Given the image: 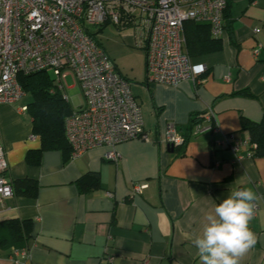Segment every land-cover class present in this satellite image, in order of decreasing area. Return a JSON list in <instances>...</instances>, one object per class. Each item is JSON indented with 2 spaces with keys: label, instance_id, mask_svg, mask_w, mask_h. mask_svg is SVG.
<instances>
[{
  "label": "crops",
  "instance_id": "obj_1",
  "mask_svg": "<svg viewBox=\"0 0 264 264\" xmlns=\"http://www.w3.org/2000/svg\"><path fill=\"white\" fill-rule=\"evenodd\" d=\"M225 11L222 47L191 57L206 68L196 79L178 86L149 83L146 51L135 79L114 62L117 71L132 82L149 136V140L117 145V162L106 158L110 147L103 146L76 157L60 149L45 150L39 165L30 164L28 152L41 147L28 111L31 95L0 104L6 180L13 187L17 179L37 183L34 195L14 187V194L0 201V222H32L27 246L17 248L27 250L18 256L19 264H200L192 240L215 205L231 189L242 187L257 193L258 209L249 225L257 242L241 264H264V156L248 155V145L242 146L241 158L230 147L213 145L230 133L249 138L241 129V116L253 121L262 118L264 0H227ZM123 35L127 48L138 47L134 31ZM69 77L74 83L67 86L75 88L78 82L73 74L67 82ZM84 103L83 93L82 99L76 94L71 106L74 110ZM210 111L213 129L192 132L182 146L169 149L167 125L174 123L181 133H189L192 118ZM202 122L207 124L205 119ZM91 174H98L99 186L82 189L79 182L84 177L92 179ZM143 182L147 186L134 193V185ZM13 248L0 247V264H15L10 258Z\"/></svg>",
  "mask_w": 264,
  "mask_h": 264
},
{
  "label": "built area",
  "instance_id": "obj_2",
  "mask_svg": "<svg viewBox=\"0 0 264 264\" xmlns=\"http://www.w3.org/2000/svg\"><path fill=\"white\" fill-rule=\"evenodd\" d=\"M226 7L227 0H0V104L15 103L26 94L19 75L42 70L53 74L57 89L69 100L67 77L73 74L85 103L65 119L71 156L109 146L105 156L117 162V145L149 136L132 82L117 71L92 26L113 23L120 29L132 28L135 44L146 51L147 81L178 86L206 69L194 63L184 48V24L206 23L211 35L220 38L225 33ZM258 53L256 48L254 54ZM204 119L207 124H196L193 134L213 129V113ZM165 140L176 148L186 137L171 123ZM213 145L230 147L240 158L242 146L254 147L249 138H235L233 133ZM7 169L0 140V201L14 194L5 177ZM146 186L135 184L133 191L141 193ZM26 253V248H13L10 258L19 264L18 256Z\"/></svg>",
  "mask_w": 264,
  "mask_h": 264
},
{
  "label": "trees",
  "instance_id": "obj_3",
  "mask_svg": "<svg viewBox=\"0 0 264 264\" xmlns=\"http://www.w3.org/2000/svg\"><path fill=\"white\" fill-rule=\"evenodd\" d=\"M226 12V11H225ZM226 29V25H225ZM184 48L195 57L207 52L219 50L222 47V39L213 37L208 24L187 21L184 24ZM19 81L26 93L31 95L28 111L32 117L33 133L41 140V147L30 150L27 161L33 165H39L41 156L45 150H62L67 156L71 155V147L65 135V119L73 111L69 100L57 89L55 78L50 71L42 70L30 74L19 75ZM241 93L250 94L248 90ZM205 114L192 118L189 133H183L186 142L193 132L194 125L201 123ZM241 129L248 132L249 139L254 147L252 156H264V109L260 121H253L241 116ZM180 131V130H179ZM92 179L83 178L79 183L82 189H91L99 186L98 174H91ZM16 191L25 195L35 193L37 183L29 178L15 181ZM15 192V189H14ZM32 231L31 220L8 219L0 222V247L20 248L27 246Z\"/></svg>",
  "mask_w": 264,
  "mask_h": 264
},
{
  "label": "clouds",
  "instance_id": "obj_4",
  "mask_svg": "<svg viewBox=\"0 0 264 264\" xmlns=\"http://www.w3.org/2000/svg\"><path fill=\"white\" fill-rule=\"evenodd\" d=\"M257 199L250 187L234 188L207 214L200 234L192 240L200 264H241L257 242L249 226Z\"/></svg>",
  "mask_w": 264,
  "mask_h": 264
},
{
  "label": "rangeland",
  "instance_id": "obj_5",
  "mask_svg": "<svg viewBox=\"0 0 264 264\" xmlns=\"http://www.w3.org/2000/svg\"><path fill=\"white\" fill-rule=\"evenodd\" d=\"M92 29L97 35V38L104 45L112 60L117 63L121 69L128 72L130 78L135 79V74L142 70L145 50L135 46H133V48H127L123 35V32L130 33L134 30L132 28H125L121 31V29L119 30V27L113 23L107 24L103 28L101 26H92ZM73 83V79L69 77L67 85ZM66 94L72 104L74 95L78 94L79 98L82 99V93L78 83L75 88H66Z\"/></svg>",
  "mask_w": 264,
  "mask_h": 264
},
{
  "label": "water",
  "instance_id": "obj_6",
  "mask_svg": "<svg viewBox=\"0 0 264 264\" xmlns=\"http://www.w3.org/2000/svg\"><path fill=\"white\" fill-rule=\"evenodd\" d=\"M169 149H170L171 151H174V150H175V147L169 145Z\"/></svg>",
  "mask_w": 264,
  "mask_h": 264
}]
</instances>
